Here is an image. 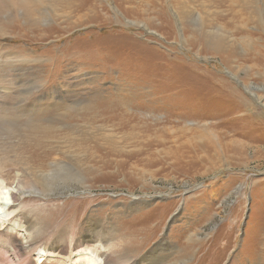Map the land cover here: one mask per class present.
Returning a JSON list of instances; mask_svg holds the SVG:
<instances>
[{"label": "rangeland", "instance_id": "rangeland-1", "mask_svg": "<svg viewBox=\"0 0 264 264\" xmlns=\"http://www.w3.org/2000/svg\"><path fill=\"white\" fill-rule=\"evenodd\" d=\"M13 1L0 182L35 186L24 209L41 239L91 233L117 261L162 243L165 264H264V0Z\"/></svg>", "mask_w": 264, "mask_h": 264}, {"label": "bare ground", "instance_id": "bare-ground-1", "mask_svg": "<svg viewBox=\"0 0 264 264\" xmlns=\"http://www.w3.org/2000/svg\"><path fill=\"white\" fill-rule=\"evenodd\" d=\"M34 2L37 6H41L40 0H34ZM75 6L77 9L80 7L78 4ZM28 93L30 92L28 91ZM7 176L10 179L14 177V181L11 184H8L6 181L0 182V264H165L164 257L157 252V248L162 249L165 246L162 243H157L146 255L140 258L137 257L138 259L131 262L129 259L123 261L113 260L112 252L108 250L109 248L105 249V244L103 245L100 242L101 240L96 237L97 235L91 233L72 236L70 241L64 239L55 240L61 236H55L52 240L48 239L50 242L42 240V227L38 228L40 220H35L34 213L30 212L29 209H24L25 199L28 197V194L37 193V189L35 186L31 188L22 185L19 179L9 173ZM44 187L52 189V186L48 184H45ZM13 212H16L15 216L8 220V216ZM16 227H23L26 231H29L32 234V238L27 240V243H24L22 235ZM130 238L125 240L127 244L129 241H132L131 244L137 243L139 245L141 243L138 242L139 240H132ZM67 245L73 250L78 251L79 254L75 256L69 255ZM145 245L146 242H143L140 246L144 247ZM117 246L114 247L116 248ZM42 251L46 253V256L42 254L34 258L36 253L40 254Z\"/></svg>", "mask_w": 264, "mask_h": 264}]
</instances>
